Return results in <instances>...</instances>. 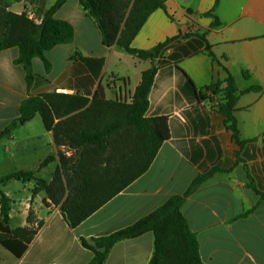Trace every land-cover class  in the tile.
Here are the masks:
<instances>
[{"label":"crops","instance_id":"1","mask_svg":"<svg viewBox=\"0 0 264 264\" xmlns=\"http://www.w3.org/2000/svg\"><path fill=\"white\" fill-rule=\"evenodd\" d=\"M57 1L0 0V44L8 13L23 14L32 7L40 24ZM215 3L167 0L152 13L132 47L148 51L174 38L155 61L141 60L117 45L106 47L98 23L79 0H67L55 14L73 25L74 41L47 52L50 71L42 59H34L30 88L26 70L17 62L19 49L0 51V178L34 172L35 178L51 183L58 170V160L41 167L57 148L40 115L2 136L20 118V106L29 96L67 88L92 99L101 88L108 100L129 103L143 73L155 66L145 117H167L171 133L145 174L74 229L59 207L47 205L44 192L34 194L35 179L0 183L11 200L10 228L37 230L21 257L0 244V264H89L94 254L83 247L82 238L103 237L136 223L173 196L184 195L198 176L216 167L221 171L182 205L201 258L205 264H264V200L248 187L245 169L264 192V0H220L216 8ZM229 75L240 91L260 88L242 94L237 103L242 137L256 139L237 167L238 147L216 108L222 94L207 91L218 84L225 88ZM201 91L213 99L199 100ZM154 242L152 232L121 241L106 264H150Z\"/></svg>","mask_w":264,"mask_h":264},{"label":"trees","instance_id":"2","mask_svg":"<svg viewBox=\"0 0 264 264\" xmlns=\"http://www.w3.org/2000/svg\"><path fill=\"white\" fill-rule=\"evenodd\" d=\"M66 1L58 0L40 24L29 19L26 13L7 15L6 33L1 41L0 51L12 47L19 49L17 62L26 70L29 88L35 79L34 59H42L46 70L50 71L52 65L46 57L47 52L56 46L74 41L73 25L55 17ZM166 1L79 0L88 15L98 23L106 47L117 45L141 60L151 61H155L174 38L148 51L133 48L132 42L151 14L163 8ZM219 2L220 0H216L215 8ZM188 36L190 34L181 37ZM206 49L212 55L209 44ZM156 72L157 68L153 66L143 73L142 82L132 103L108 100L101 88L92 99L79 93L48 92L29 96L20 106V118L2 136H10L19 124L40 115L45 128L53 132L57 148L56 154L49 156L41 167L56 160L59 161V167L51 183L35 178L34 172H14L0 178V183L35 179L34 194L44 192L50 200L47 205L59 207L71 228L81 225L145 174L162 145L170 139L167 117H145ZM259 89L252 87L240 91L231 75L226 80L225 88L221 89L220 84L207 88L213 95L222 94L216 108L225 117L226 126L232 132L238 147L235 167L244 163L242 153L246 146L256 141L242 137L236 117L237 103L242 94ZM198 97L201 101L210 98L202 91L198 93ZM245 169L249 180L248 187L264 200V192L257 188L249 167L245 166ZM219 171L221 168L216 167L198 176L184 195L173 196L159 209L126 228L91 240L82 238L83 247L94 254L89 264H106L117 243L148 232H152L155 237L150 264H205L200 254L199 240L190 229L182 212V205L187 196ZM0 203V244L21 257L33 241L37 230H12L11 200L1 189ZM32 216L31 212L30 223L33 222ZM14 243L19 244V248L15 249Z\"/></svg>","mask_w":264,"mask_h":264},{"label":"built area","instance_id":"3","mask_svg":"<svg viewBox=\"0 0 264 264\" xmlns=\"http://www.w3.org/2000/svg\"><path fill=\"white\" fill-rule=\"evenodd\" d=\"M26 15L29 17V19H31L32 21H34V22H38V19H37V17H36V14H35V12H34V10H33V8L31 7V8H29L27 11H26ZM61 93H63V94H71L72 93V91H70L69 89H67V88H65V89H63V90H61ZM132 101V100H131ZM130 102V101H129ZM1 203H0V210H1Z\"/></svg>","mask_w":264,"mask_h":264},{"label":"rangeland","instance_id":"4","mask_svg":"<svg viewBox=\"0 0 264 264\" xmlns=\"http://www.w3.org/2000/svg\"><path fill=\"white\" fill-rule=\"evenodd\" d=\"M133 101H130L129 103H132ZM38 118H40V117H38ZM2 184V183H1ZM0 188H1V186H0ZM18 190H21V188H18Z\"/></svg>","mask_w":264,"mask_h":264}]
</instances>
